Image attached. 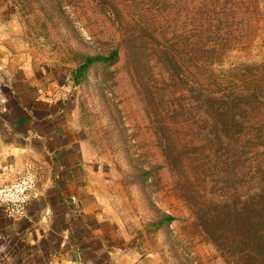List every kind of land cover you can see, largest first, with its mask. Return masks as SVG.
I'll use <instances>...</instances> for the list:
<instances>
[{"label":"rangeland","instance_id":"rangeland-1","mask_svg":"<svg viewBox=\"0 0 264 264\" xmlns=\"http://www.w3.org/2000/svg\"><path fill=\"white\" fill-rule=\"evenodd\" d=\"M0 36L109 170L139 259L264 264V0H0Z\"/></svg>","mask_w":264,"mask_h":264},{"label":"crops","instance_id":"crops-1","mask_svg":"<svg viewBox=\"0 0 264 264\" xmlns=\"http://www.w3.org/2000/svg\"><path fill=\"white\" fill-rule=\"evenodd\" d=\"M6 50L0 42V185L32 168L41 197L18 218L0 208V264H158L139 259L109 170L86 151L50 85L9 64Z\"/></svg>","mask_w":264,"mask_h":264},{"label":"built area","instance_id":"built-area-1","mask_svg":"<svg viewBox=\"0 0 264 264\" xmlns=\"http://www.w3.org/2000/svg\"><path fill=\"white\" fill-rule=\"evenodd\" d=\"M41 197L39 177L32 168H27L25 172L15 180L0 185V208L8 218H18L25 213L26 206ZM73 205L77 204L72 200ZM51 216V211L45 212V218Z\"/></svg>","mask_w":264,"mask_h":264},{"label":"trees","instance_id":"trees-1","mask_svg":"<svg viewBox=\"0 0 264 264\" xmlns=\"http://www.w3.org/2000/svg\"><path fill=\"white\" fill-rule=\"evenodd\" d=\"M104 59H102V58H90V59H88L80 68H79V74H81V73H84L87 69H88V67L93 63V62H95V61H103ZM261 199H264V197H261ZM262 238V237H261ZM260 250H261V255H263L264 254V246L263 245H261L260 246ZM262 260H264V258L262 259Z\"/></svg>","mask_w":264,"mask_h":264},{"label":"water","instance_id":"water-1","mask_svg":"<svg viewBox=\"0 0 264 264\" xmlns=\"http://www.w3.org/2000/svg\"><path fill=\"white\" fill-rule=\"evenodd\" d=\"M36 201V200H35Z\"/></svg>","mask_w":264,"mask_h":264}]
</instances>
